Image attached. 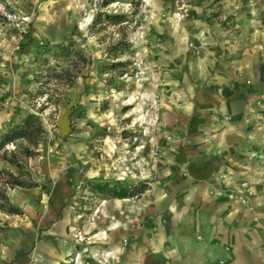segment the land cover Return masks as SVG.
I'll return each mask as SVG.
<instances>
[{
    "label": "rangeland",
    "instance_id": "374dc122",
    "mask_svg": "<svg viewBox=\"0 0 264 264\" xmlns=\"http://www.w3.org/2000/svg\"><path fill=\"white\" fill-rule=\"evenodd\" d=\"M193 10L230 34L236 19L251 12L264 21V0H30L17 11L25 26L0 24V134L27 115L44 130L37 150L23 141L6 146L22 172L0 164L36 183L5 192L0 264L18 263L21 255L39 259L36 234L55 213L59 221L51 228L67 223L70 259L79 264H104L110 223L142 230L139 220L106 215L105 204L113 188L140 197L165 155L156 141L161 99L154 49L191 22ZM254 108L264 117V94Z\"/></svg>",
    "mask_w": 264,
    "mask_h": 264
},
{
    "label": "crops",
    "instance_id": "0c3cea01",
    "mask_svg": "<svg viewBox=\"0 0 264 264\" xmlns=\"http://www.w3.org/2000/svg\"><path fill=\"white\" fill-rule=\"evenodd\" d=\"M29 2L19 0L15 10ZM190 14V23L154 49L156 141L165 155L140 197L105 204L106 215L139 220L142 230L110 223L104 264H264V117L254 108L264 94V21L251 12L230 34L208 13ZM216 190L234 199L216 198ZM53 215L36 234L39 259L21 255L14 264H79L70 259L67 223L52 229Z\"/></svg>",
    "mask_w": 264,
    "mask_h": 264
},
{
    "label": "trees",
    "instance_id": "16d2710c",
    "mask_svg": "<svg viewBox=\"0 0 264 264\" xmlns=\"http://www.w3.org/2000/svg\"><path fill=\"white\" fill-rule=\"evenodd\" d=\"M44 130L38 118L32 115H27L21 123L15 128L11 129L6 133L0 134V164H7L16 171L22 172L21 164L15 159L14 152L6 149V146L16 143L17 141H23L26 145L32 149L37 150L38 145L43 137ZM7 153L10 154L9 158H6ZM26 155H34L36 152L32 150H25ZM36 186L33 178L28 175L27 178L12 174L8 170L0 168V210H2L7 205L6 190L13 188H33ZM98 191L103 192L105 186H94ZM113 197L122 199L127 197L125 191L119 190L118 192H113ZM11 211V208L8 209Z\"/></svg>",
    "mask_w": 264,
    "mask_h": 264
},
{
    "label": "built area",
    "instance_id": "2783aa9c",
    "mask_svg": "<svg viewBox=\"0 0 264 264\" xmlns=\"http://www.w3.org/2000/svg\"><path fill=\"white\" fill-rule=\"evenodd\" d=\"M19 0H0V24H9L17 28L25 26L27 24V18L21 17L15 10V5ZM129 167L126 166V172H129ZM224 181H222L223 183ZM240 190L244 192L245 196H250L251 191L247 188L246 183H242L239 186ZM241 198V201H245V196ZM216 198H226L228 200L234 199L233 193L224 194L222 190H216L214 192Z\"/></svg>",
    "mask_w": 264,
    "mask_h": 264
}]
</instances>
